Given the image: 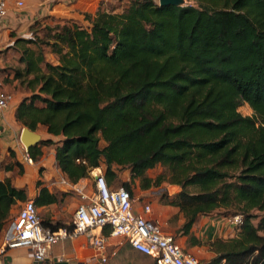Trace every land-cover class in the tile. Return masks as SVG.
<instances>
[{
    "label": "trees",
    "instance_id": "obj_1",
    "mask_svg": "<svg viewBox=\"0 0 264 264\" xmlns=\"http://www.w3.org/2000/svg\"><path fill=\"white\" fill-rule=\"evenodd\" d=\"M108 2L85 15L87 26L68 20L45 26L40 37L36 31V51L21 53L14 78L30 95L16 107L15 121L49 136L28 149L29 157L38 163L42 148H53L70 183L100 168L111 189L123 187L131 198L135 180L141 191L177 186L160 201L183 214L180 230L192 245H200L190 235L200 217L241 215L235 237L210 242L214 257L206 264H264V0H192L182 7L127 0L120 12L108 10ZM242 104L251 116L239 112ZM155 168L162 175L146 177ZM124 169L128 181L120 179ZM0 170H15L0 181L1 237L28 195L12 182L23 174L18 162H0ZM35 186L38 213L70 196L41 180ZM41 224L73 227L45 218Z\"/></svg>",
    "mask_w": 264,
    "mask_h": 264
},
{
    "label": "crops",
    "instance_id": "obj_2",
    "mask_svg": "<svg viewBox=\"0 0 264 264\" xmlns=\"http://www.w3.org/2000/svg\"><path fill=\"white\" fill-rule=\"evenodd\" d=\"M101 1L6 0L7 15L5 22L0 26V78L2 80L0 84L3 91L12 95L13 101L10 109L0 113V162L7 161L8 163H13L16 161L21 165L23 174L21 176L15 175L12 182L15 187L27 190L28 199H34L38 194V188L35 186L37 180H41L49 191L54 189L66 193L68 190L57 184L58 176L62 173L56 167L53 148L43 147L44 154L38 163L32 162V164H28L22 162L23 145L20 142L22 128L16 123L14 112L19 102L29 96L30 93L19 85L13 75L4 73L3 68L4 66H11L13 64L20 66L19 58L21 53L27 48L32 49L34 45L30 41L34 39L33 36L37 31V26H34L36 23L45 26L73 20L85 25L87 23L84 20L85 15L93 16ZM18 2H22V7L17 6ZM21 66L23 65L21 64ZM47 138L49 136L46 133L44 137H41V139ZM10 150L14 152L15 159L8 157ZM39 169H42L41 174H39ZM14 174L15 170L8 172L0 170V181H4L12 175L14 176ZM86 182L89 189L93 187V181L88 179H82L78 184H85ZM172 187H176L179 191L177 186ZM136 201L133 204L134 212L141 214L144 206H150L151 214L148 217L157 223L165 233L175 236L177 244L184 250L202 261V258L206 259L205 263L214 257V254L210 251L209 243L217 237L220 238V235L215 236L216 230L219 227L214 222L213 217H200L197 224L193 226L190 235L199 241L200 245H192L189 242L188 236H184L180 230L185 222V218L177 208L162 205L158 202H153L149 205L144 198L139 201L136 199ZM21 204L18 203L12 209V216L15 217L18 212L17 209ZM52 206L54 205L38 209V211H47ZM45 219L53 223L57 222V219L51 217L49 214ZM218 232L221 234L222 232H226V230ZM105 234H107V230H105ZM107 253L110 255V264H154L151 258L136 252L126 242L115 237L108 238ZM7 257L11 258L10 264H33L29 252L24 248L9 250ZM50 261H52V264L58 262H66L68 264H97L96 253L88 245L87 239L84 236L55 244L50 252Z\"/></svg>",
    "mask_w": 264,
    "mask_h": 264
},
{
    "label": "built area",
    "instance_id": "obj_3",
    "mask_svg": "<svg viewBox=\"0 0 264 264\" xmlns=\"http://www.w3.org/2000/svg\"><path fill=\"white\" fill-rule=\"evenodd\" d=\"M22 5V2L17 3L19 7ZM6 15L7 2L0 0V26ZM12 101V95L3 91L0 84V113L10 109ZM22 162L32 164L24 147ZM85 179L93 181L92 188H88L87 182L72 184L62 174L57 179L60 187L74 192L81 200L73 215L72 229L43 227L33 199L23 202L0 237V264H3L9 250L17 248L26 249L33 264H52V247L80 236L86 237L88 245L96 253L97 264H110L107 253L110 237L126 242L136 252L151 258L154 264H206L180 247L172 235L165 233L148 217L150 206H144L141 214L135 213L129 192L123 187L111 189L100 168L89 169ZM229 222L234 227L239 226L242 216H233Z\"/></svg>",
    "mask_w": 264,
    "mask_h": 264
},
{
    "label": "rangeland",
    "instance_id": "obj_4",
    "mask_svg": "<svg viewBox=\"0 0 264 264\" xmlns=\"http://www.w3.org/2000/svg\"><path fill=\"white\" fill-rule=\"evenodd\" d=\"M110 2L107 3L106 8L108 10L110 9H114L115 12H120L121 9L126 6L128 4L127 0H109ZM156 4H158V0H154ZM184 6L187 5H193L194 3L192 2V0H184ZM54 24H49V25H45V26H53ZM88 22L85 23V25L83 26H87ZM43 26V24H39L36 27V30L38 31V35L39 37L43 35L44 30L43 28L45 27ZM37 41L39 42V38H36ZM32 49L36 51L37 46L33 45ZM44 53H45V59L49 62H54L55 57L49 53V50L47 48L44 49ZM18 65H11V66H4V73H9L11 74V76L13 75L14 77V71L16 69H22L21 63ZM1 70V69H0ZM3 72V70H2ZM0 81L1 78H0ZM239 112L243 115V116H251L252 115V111L251 109L248 107V105L246 104H242L241 107L239 108ZM21 133V132H20ZM38 134H40L41 137L45 136V133L43 132V130L39 129L38 130ZM163 169L162 168H155L152 169L150 171H148L146 173V177L150 178V179H156L157 176L162 175L163 173ZM103 172V170H102ZM120 179L123 181H128L129 178V170L124 169L120 171ZM132 188L134 189L133 191V204H135L137 201L136 199L139 201L140 199H145L147 204L151 205L153 202L154 203H159L164 205V203H162L160 201V197L162 195H169L172 196L174 194H176V192L178 191V189L176 187H172L171 185H168L166 183H162L159 187H151L148 190L145 191H141L139 189V181L135 180L134 183L132 184ZM70 194L69 197H67L66 199H64V201L61 204L58 205H54L51 208H49L47 211L43 210L42 212L38 213V216L40 218V220L42 221V219L46 218V216L49 214L51 217H55L57 219V221L59 222H64L66 224H70L73 221V215L74 212L76 210V207L81 203V200L79 199V197H77L74 193L72 192H68ZM20 207H18L17 210H19ZM211 217L214 218V222L218 225V229L216 230V234L220 235V238L227 240L230 238H233L236 236L237 234V228H235L233 225L230 224V218L231 216H227L223 210H220L216 213H214ZM14 218V216L11 215V219L10 221ZM254 223H256V220L254 221ZM226 230V232H222L221 234L218 232L220 230ZM218 238V237H217ZM210 244V243H209ZM206 246V245H205ZM187 248V246H186ZM188 250V248H187ZM204 263L206 261V259L202 258Z\"/></svg>",
    "mask_w": 264,
    "mask_h": 264
},
{
    "label": "water",
    "instance_id": "obj_5",
    "mask_svg": "<svg viewBox=\"0 0 264 264\" xmlns=\"http://www.w3.org/2000/svg\"><path fill=\"white\" fill-rule=\"evenodd\" d=\"M184 0H158V6H175L182 7L184 6ZM41 141V136L38 133L30 131L28 128H22L20 133V142L23 147L28 151L32 146L37 145ZM11 258L6 257L3 261V264H10ZM55 264H68L66 262H58Z\"/></svg>",
    "mask_w": 264,
    "mask_h": 264
}]
</instances>
